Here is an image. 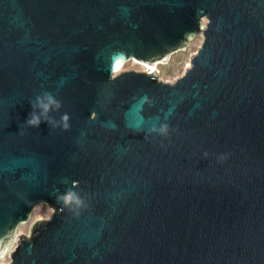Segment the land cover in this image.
<instances>
[{"label": "water", "instance_id": "95a60500", "mask_svg": "<svg viewBox=\"0 0 264 264\" xmlns=\"http://www.w3.org/2000/svg\"><path fill=\"white\" fill-rule=\"evenodd\" d=\"M198 35L172 83L116 72ZM44 91L67 130L24 124ZM39 202L55 210L16 235ZM0 253L264 264V0H0Z\"/></svg>", "mask_w": 264, "mask_h": 264}, {"label": "rangeland", "instance_id": "374dc122", "mask_svg": "<svg viewBox=\"0 0 264 264\" xmlns=\"http://www.w3.org/2000/svg\"><path fill=\"white\" fill-rule=\"evenodd\" d=\"M202 36L198 35L194 38L190 45L184 49L175 52L171 57L170 60L163 64H158V78L165 82H174L178 77L182 76L186 69L190 66L191 57L196 53L197 49L201 45ZM144 68L143 65L137 64L134 61H129L124 66L123 70H139L142 71ZM37 205V206H36ZM32 211L30 219L25 223H20L17 228V233H26L30 232V227L32 223L36 219L47 218L51 215V213L55 210L53 206L49 205L46 202H39L37 203ZM1 264H6L10 261L9 254L2 256Z\"/></svg>", "mask_w": 264, "mask_h": 264}, {"label": "clouds", "instance_id": "9594fccd", "mask_svg": "<svg viewBox=\"0 0 264 264\" xmlns=\"http://www.w3.org/2000/svg\"><path fill=\"white\" fill-rule=\"evenodd\" d=\"M32 111L29 113L28 118L24 121V124L29 127L39 128L41 123L46 122L53 127H62L67 130L70 125L69 115L64 113L59 120L51 115L54 111H59L62 107V103L56 96L50 91H44L37 95L33 101L30 102ZM163 133L167 132V126L161 129Z\"/></svg>", "mask_w": 264, "mask_h": 264}, {"label": "bare ground", "instance_id": "6f19581e", "mask_svg": "<svg viewBox=\"0 0 264 264\" xmlns=\"http://www.w3.org/2000/svg\"><path fill=\"white\" fill-rule=\"evenodd\" d=\"M200 36H202V35H200ZM129 61H133V60H129ZM129 61H127V62H129ZM127 62H123L117 69H116V72H119V71H122L123 70V68H124V66L126 65V63ZM135 63H137V64H140V65H143L144 66V68L142 69V71H144V72H147V73H149V72H158V65H155V67H154V69L152 70V69H150L148 66H146L145 64H142V63H140V62H138V61H134ZM37 206V205H36ZM35 206V207H36ZM22 223H25V222H22ZM21 225V224H20ZM1 259H3V258H0V264H1Z\"/></svg>", "mask_w": 264, "mask_h": 264}, {"label": "snow or ice", "instance_id": "6c2138e0", "mask_svg": "<svg viewBox=\"0 0 264 264\" xmlns=\"http://www.w3.org/2000/svg\"><path fill=\"white\" fill-rule=\"evenodd\" d=\"M3 253H0V255H2Z\"/></svg>", "mask_w": 264, "mask_h": 264}]
</instances>
